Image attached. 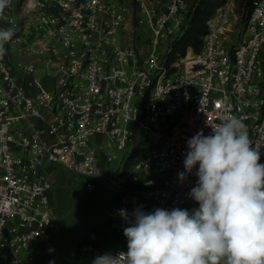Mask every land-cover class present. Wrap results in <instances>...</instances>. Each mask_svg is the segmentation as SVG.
Wrapping results in <instances>:
<instances>
[{"label":"built area","instance_id":"built-area-1","mask_svg":"<svg viewBox=\"0 0 264 264\" xmlns=\"http://www.w3.org/2000/svg\"><path fill=\"white\" fill-rule=\"evenodd\" d=\"M32 2L11 0L0 16V28L16 29L0 58V264L34 262L32 244L53 237L46 164L102 179L117 195L109 221L117 234L108 241L119 244L91 232L78 245L82 264L127 251L120 209L199 206L188 196L197 177L178 178L198 131L240 118L264 164V0L243 22L227 0L208 20L203 48L184 55L173 43L197 0Z\"/></svg>","mask_w":264,"mask_h":264},{"label":"clouds","instance_id":"clouds-1","mask_svg":"<svg viewBox=\"0 0 264 264\" xmlns=\"http://www.w3.org/2000/svg\"><path fill=\"white\" fill-rule=\"evenodd\" d=\"M11 0H0V16ZM35 7L32 0L27 5ZM15 27L0 28V58ZM187 140L184 172L197 177L188 196L199 206L191 210L141 207L120 209L127 226V251L97 255L92 264H264V164L237 117L209 125ZM52 251V249H50ZM55 264V261H49Z\"/></svg>","mask_w":264,"mask_h":264},{"label":"crops","instance_id":"crops-1","mask_svg":"<svg viewBox=\"0 0 264 264\" xmlns=\"http://www.w3.org/2000/svg\"><path fill=\"white\" fill-rule=\"evenodd\" d=\"M118 164H105L106 174L112 173ZM42 176L53 184L51 198L58 215V224L52 229L51 239H38L31 246L35 256L30 264H82L77 256L78 243L89 238L95 227L96 239L108 241L109 221L119 209L117 195L102 179H89L76 174L61 164L49 163L42 168ZM92 180L94 189H87ZM52 249V251H50Z\"/></svg>","mask_w":264,"mask_h":264},{"label":"trees","instance_id":"trees-1","mask_svg":"<svg viewBox=\"0 0 264 264\" xmlns=\"http://www.w3.org/2000/svg\"><path fill=\"white\" fill-rule=\"evenodd\" d=\"M226 1L227 0H197L192 20L183 35L174 41L173 52L184 55L189 47L193 48L196 52L200 51L204 45V36L208 31V20ZM255 1L257 0H236L238 6L243 8V13L246 16L245 21L249 18ZM138 153L139 148L136 147L129 156V162H132Z\"/></svg>","mask_w":264,"mask_h":264},{"label":"rangeland","instance_id":"rangeland-1","mask_svg":"<svg viewBox=\"0 0 264 264\" xmlns=\"http://www.w3.org/2000/svg\"><path fill=\"white\" fill-rule=\"evenodd\" d=\"M236 1V0H235ZM236 5H237V9H236V11H237V15H238V21L237 22H243V21H245V19H246V16L244 15V13H243V8H241L240 6H238V4H237V2H236ZM104 143H106V144H108L109 143V140H108V138L107 137H105L104 138ZM146 147V146H145ZM109 152H117L118 154H119V156H120V158L121 157H124L125 156V151L123 152V151H118L115 147H110L109 149ZM145 150V153L144 154H146L147 152V149H144ZM120 162V159H118V160H115V161H113L112 162V164L113 165H115V164H118ZM92 230H94L95 231V233L97 232V233H99V229L97 228V227H95L94 229H92ZM107 232H108V234H106L107 236H109V237H113V236H115L116 234H117V232L113 229V228H108L107 229ZM98 240V239H97ZM81 241H83V239L81 240ZM80 241V242H81ZM98 241H100V240H98ZM80 242L78 243V245L80 244ZM105 244H112V245H115V244H119V243H111V241H107V242H105ZM77 256H78V258L80 259V261L81 260H83V258L79 255V253H78V246H77Z\"/></svg>","mask_w":264,"mask_h":264}]
</instances>
